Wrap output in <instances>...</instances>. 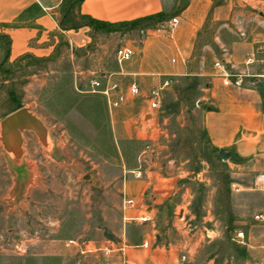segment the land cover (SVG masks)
<instances>
[{
	"label": "rangeland",
	"instance_id": "rangeland-1",
	"mask_svg": "<svg viewBox=\"0 0 264 264\" xmlns=\"http://www.w3.org/2000/svg\"><path fill=\"white\" fill-rule=\"evenodd\" d=\"M261 2L230 0L233 10L250 11L252 16L263 8ZM159 23L88 27V42L73 51V65L64 42L49 58L23 56L11 65L4 61L0 43V121L24 107L44 128L40 138L22 130L19 153L0 141V264H132L126 257H132L133 248L121 240L129 245L147 232L153 234V246L170 248L172 257L187 254L189 245L191 254L192 247L200 245V255L188 264H202L214 254L220 260L230 254L233 264L240 261L243 245L225 238L230 239L234 229L247 233L246 224L236 221L249 220L263 205L264 188L256 187L252 176L237 174L232 158L222 160L218 150L208 148L201 121L205 107L212 105L199 90L207 79L164 76L170 81L161 90L154 118L141 122L137 110L144 106L142 94L109 116L99 94L82 93L90 89L89 76L73 74L112 69L118 47H140L147 37H165L168 27ZM255 23L234 16L228 25ZM220 24L207 17L195 41L197 55ZM190 64L199 65L197 58ZM142 82L147 94L154 86ZM260 84L264 87V80ZM262 94L264 100V88ZM81 95L96 96L89 100ZM156 173L159 185L175 187L169 200L156 206L150 221L123 220L124 196H134L135 182L148 184ZM167 174L176 177L160 179ZM153 193L149 186L143 197ZM144 199L141 204L146 205ZM214 233L218 236L208 242ZM108 246L112 251L106 256L94 250ZM82 249L91 252L80 254Z\"/></svg>",
	"mask_w": 264,
	"mask_h": 264
},
{
	"label": "crops",
	"instance_id": "crops-1",
	"mask_svg": "<svg viewBox=\"0 0 264 264\" xmlns=\"http://www.w3.org/2000/svg\"><path fill=\"white\" fill-rule=\"evenodd\" d=\"M61 1L0 0V33L9 37L7 63L16 61L25 54L35 58H49L64 42L66 57L73 65V51L75 48H83L88 42L86 34L88 27L61 29L58 21ZM77 11L95 20L109 23L131 21L156 13H164L167 17L162 27L163 29L168 27L165 37H151V39L147 37L142 40L140 47L124 45L133 49V55L121 64H114L112 69L98 71V69L89 68L73 71V74L89 76V85L90 80L94 78L101 84H104L107 79L116 82L118 90L126 96L125 103L120 107L132 105L135 96L129 95L128 87L130 83H135L138 87L137 95L144 96V106L137 110L140 120L147 112L148 119L152 120L155 111L147 107L145 99L147 94L144 93L146 90L144 84L141 88L142 81L147 83V86H158L164 80L170 81L169 77L164 76L175 78L192 76L207 79V85L201 86L199 90L203 92L201 98L208 100V103L212 105L205 107L201 121L208 145L213 149L223 148L229 152L228 158H232V165L238 170L237 174L244 173L254 178L257 173L264 172L262 94L264 87L260 84V81L264 80V19L259 11H256V16L255 14L252 16L250 11L233 10L230 0H223L222 3H215L214 0H82ZM173 15L177 17V23L169 27L167 21ZM234 16L251 18L256 20V23L254 26L230 27L228 23L232 24ZM207 17L221 24L213 31L207 42L201 44L199 49L203 53L197 55L194 51L195 41L202 32ZM178 22L179 25H177ZM231 34L238 37L233 38ZM196 58L199 65L192 67L190 63ZM215 60L220 61L230 81L239 80L238 85L222 83L220 70L213 66ZM99 62L96 60L97 64H100ZM167 62H171L168 69L159 66ZM97 64H93V67L95 68ZM82 93L99 94L92 91L91 86L90 89L82 90ZM99 95L104 100V97ZM196 102L198 103V100ZM105 108L107 111L106 103ZM108 115L111 116V113ZM175 177L171 174L160 175V179L164 180ZM157 181L156 173L155 178L151 177L148 184L142 186L140 181L135 182L138 187L134 191V196L128 195L123 198H131L134 202L132 206L122 208L123 220H135L139 216H146L149 218L147 221H150L155 216L156 206L169 200L175 187L171 183L162 186ZM149 186L154 193L145 198L143 193ZM143 199L148 201L146 205L141 204ZM261 208H264V203L257 209ZM236 223L246 224L247 227L244 242L240 243L243 246H241V258L237 264H260L264 224L253 221L251 215L249 220L239 219ZM217 236L214 233L207 239L208 242ZM152 237L153 234L149 232L141 234L137 242L129 245H126L122 238L123 246L133 248L132 257L127 256L126 262L176 264L178 255L175 253V257H172L170 248L153 246ZM231 238H225V240L228 242L232 240ZM143 243L146 244L143 245ZM190 248L189 245L187 260L184 264L195 260L201 253L200 245L192 247L191 254ZM231 259L230 254L224 256L222 260L215 259L214 254L208 256L202 264H233Z\"/></svg>",
	"mask_w": 264,
	"mask_h": 264
},
{
	"label": "built area",
	"instance_id": "built-area-1",
	"mask_svg": "<svg viewBox=\"0 0 264 264\" xmlns=\"http://www.w3.org/2000/svg\"><path fill=\"white\" fill-rule=\"evenodd\" d=\"M261 6L263 8L259 9L257 11H259L262 14V18L264 19V0L261 2ZM176 23H177V17L174 15L171 16L167 21V24L169 27L175 26ZM132 55H133V49L131 47L123 45V46H120L117 49H115L114 60L116 61L117 64H121L123 61L129 60L132 57ZM213 66L220 70L219 72H220V76L223 78V80H222L223 84H225V85L231 84V83H233L235 85L239 84L238 79H236L232 82L228 79V75L224 73V70H223L222 65H221L219 60H215L213 62ZM168 82H169V80H164L160 85L154 86L148 91L147 95L145 96V99L147 100V107L150 110H156L158 108L160 90L165 85H167ZM90 86H91L92 91L98 92L99 94H101L104 97L106 107H107V111L109 114L111 113L112 110L119 108L126 101L125 94L118 90V86H117L116 82H113V81H110L107 79L104 82V84L103 83L101 84V82L98 79L94 78V79L90 80ZM128 93L130 96H136L138 94V87L135 83L129 84ZM134 172H135L136 176L140 175L139 170L133 171V173ZM254 183H255L256 187H258V188L263 187L264 188V172L257 173L254 176ZM133 203H134L133 199L125 198L122 201V208H124L126 206H132ZM251 219L253 221L264 224V208L257 209L256 211H254L251 214ZM135 220H137L138 222H142V221L149 220V218H147L146 216H139ZM231 239L233 241L243 243L244 239H245L244 232L241 229H234ZM144 244H146V243H143V245ZM84 245L86 246L87 243H85ZM19 247H21V246L20 245L18 247L16 246L17 249H20ZM94 250H99L102 253V255L106 256L108 252L112 251V248H110L108 246V247H104V248H96ZM79 252H80V254H84L85 252H91V250L82 249ZM186 260H187L186 254L181 253L178 256L177 264H184L186 262ZM123 264H124V260H123ZM260 264H264V241H263V245H262V255H261V259H260Z\"/></svg>",
	"mask_w": 264,
	"mask_h": 264
},
{
	"label": "trees",
	"instance_id": "trees-1",
	"mask_svg": "<svg viewBox=\"0 0 264 264\" xmlns=\"http://www.w3.org/2000/svg\"><path fill=\"white\" fill-rule=\"evenodd\" d=\"M82 0H62L60 5H59V13H60V18H59V27L61 29H77L82 26H87L91 29L93 28H111L116 25H123V24H134V23H139L141 21H147V22H153V23H158L166 20V15L164 13H156L153 15H148L144 16L141 18H137L131 21H123V22H117V23H109V22H103V21H98L95 20L87 15L80 14L77 9ZM0 43L2 44L4 48V61L6 62L7 54H8V49H9V37L6 34L0 33ZM23 56H31L28 54H25ZM22 56V57H23ZM21 57V58H22ZM35 58V57H33ZM37 60H44L46 58H35ZM15 63V62H14ZM8 65H11L13 63H7ZM3 70L2 65H0V72ZM3 72V71H2ZM1 72V73H2ZM4 73L6 71L4 70ZM97 94V93H96ZM82 98L85 99H93L91 96H96V95H81ZM104 101V100H103ZM100 114H101V107H100ZM104 121V115L103 113L101 114L99 124H101ZM103 128L105 125H103ZM139 240V236L135 238V240Z\"/></svg>",
	"mask_w": 264,
	"mask_h": 264
},
{
	"label": "water",
	"instance_id": "water-1",
	"mask_svg": "<svg viewBox=\"0 0 264 264\" xmlns=\"http://www.w3.org/2000/svg\"><path fill=\"white\" fill-rule=\"evenodd\" d=\"M164 25V23H161ZM149 118V114H145L141 122ZM22 130H30L37 137H42L44 128L41 121L31 114L26 108L18 107L17 109L6 114L0 121V141L4 148L12 150L14 153H19ZM208 147H210L208 145ZM218 155L222 160L229 156L223 148L218 149Z\"/></svg>",
	"mask_w": 264,
	"mask_h": 264
}]
</instances>
